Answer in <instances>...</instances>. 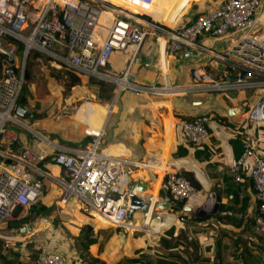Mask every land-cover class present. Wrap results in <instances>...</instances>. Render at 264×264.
<instances>
[{
  "label": "crops",
  "instance_id": "crops-1",
  "mask_svg": "<svg viewBox=\"0 0 264 264\" xmlns=\"http://www.w3.org/2000/svg\"><path fill=\"white\" fill-rule=\"evenodd\" d=\"M112 1L113 16L130 17L133 13H139L137 16L147 19L151 16L153 21L174 26L190 21L199 11L217 6L224 0H151L144 5L135 0ZM137 16L134 15L136 19ZM259 17L264 20V9L259 11ZM110 18L111 13L106 11L103 22ZM149 34L136 50L132 61L133 45L114 50L109 59V69L120 74L130 64V76L140 83L162 84L166 80L178 86L194 82L193 71L198 65L207 71L214 69L207 62V53L186 47L168 55L164 51V38L153 36V32ZM198 41L216 49L226 42L210 36H201ZM27 60L26 67L30 69L27 90L16 103V106L22 105L27 113L20 115L15 109L24 125L17 127L19 139L12 145L14 153L23 146L37 148L38 131L57 135V141H51L61 149H69L88 147L96 138L94 134H101L103 130L98 138L100 149L135 162L124 164L121 170L125 177L142 187L140 193L151 195L157 203L169 198V209L156 214L163 218L166 225L161 233L172 226H175L176 233L181 229L186 230L189 234L186 237L193 242L188 252L201 256L199 264H264V232L255 229L260 214L256 192L246 172H241L243 180L237 181L231 171L233 162L243 151L242 139L245 136H249L253 147L264 156V121L245 124L243 120L246 106L254 100V91L137 95L122 90L114 92L115 102L111 111V105L104 107L101 102L87 101L68 120L62 115L58 117L61 109L75 96L86 92L82 87H92L91 93L95 95L97 85L90 81V77L68 72L46 56H30ZM202 114L209 118L206 123L209 139L192 143L183 135L181 123ZM56 116L58 118L53 119ZM97 120L100 126L95 131ZM40 166L47 173L33 174L36 178H44L39 200L47 205L54 204L65 212L60 222L70 240L79 234L82 225L89 223L97 234V240L88 249L96 257L105 256L117 242L125 243L124 249L128 251L146 246L148 233H145L146 236L129 235L120 230L123 233L121 236L114 226L103 225L94 216L83 212L78 203L71 200L62 202L58 179L67 176L64 169L50 161ZM170 171L188 173L197 185H194V198L183 207L185 215H178L183 217L182 220L175 213L171 214L175 198L164 184V177ZM209 191L214 193L213 197L208 196ZM201 204L204 207H200ZM16 214L13 212L11 218H17ZM152 221V218L137 215L129 230L148 228ZM41 226L46 224L40 222L37 229L31 227L29 232H37L43 228ZM106 228L112 229L106 232ZM99 230L102 232L97 233ZM113 230L115 232L110 234ZM151 231L152 225L146 232ZM24 238L25 234L22 240ZM23 244L18 243L14 246L17 249L9 250L6 255L7 250L2 249L0 254L4 257L0 256V261L29 264L24 261V255L31 258V253L24 249ZM118 245L121 246L120 243ZM181 246L183 244H179ZM73 248L77 254L74 241Z\"/></svg>",
  "mask_w": 264,
  "mask_h": 264
},
{
  "label": "built area",
  "instance_id": "built-area-1",
  "mask_svg": "<svg viewBox=\"0 0 264 264\" xmlns=\"http://www.w3.org/2000/svg\"><path fill=\"white\" fill-rule=\"evenodd\" d=\"M143 5L151 0H136ZM261 0H224L217 6L199 11L193 19L174 26L156 27L134 16H113V7L105 0H0V224L40 195L41 181L34 173L46 174L40 164L60 165L66 177L59 178L61 200L74 201L92 216L99 215L109 224L129 229L128 178L121 168L135 162L105 153L99 136L88 147L61 149L41 132H36L37 148L23 146L17 153L12 145L19 139L18 126L24 125L15 113L24 83L27 56L37 51L60 67L115 85V92L128 90L137 95H172L184 92L254 91V100L243 112L245 124L264 121V24L259 19ZM111 13L103 22L102 12ZM159 29H158V28ZM155 30L164 38V51L173 55L190 48L208 54V64L194 68V82L186 86L144 84L130 76V64L122 73L108 67L116 49L134 45V58L146 35ZM201 36L224 39L219 49L199 42ZM21 48V57L18 48ZM208 65V66H209ZM206 114L184 120L181 128L192 143L209 139ZM243 151L231 171L237 181L246 172L259 201L260 214L255 229L264 232V156L253 147L249 136L242 139ZM122 173V174H121ZM169 194L184 201L194 198L196 188L181 172L170 171L164 177ZM209 197L214 193L209 191ZM152 205L157 204L156 198ZM150 203V205H151ZM200 207H204L201 204ZM144 215V213H142ZM141 215V216H142ZM148 228L139 230L148 231ZM0 237L7 236L0 232ZM33 264H71L56 249L38 253Z\"/></svg>",
  "mask_w": 264,
  "mask_h": 264
},
{
  "label": "rangeland",
  "instance_id": "rangeland-1",
  "mask_svg": "<svg viewBox=\"0 0 264 264\" xmlns=\"http://www.w3.org/2000/svg\"><path fill=\"white\" fill-rule=\"evenodd\" d=\"M261 1H262V3L260 4V9H259L260 12L264 9V0H261ZM105 2H106V5H109V6L113 7V1L112 0H105ZM259 11H258V13H259ZM135 14L137 16L139 13H135ZM135 14L133 13L132 15L134 16ZM137 17L144 19L142 21H144V22L146 21V22H148V25H151V26H154V27H156L154 24H156V25L158 24V26L159 25H162V26L166 25L165 23L156 22V21L151 20L152 19L151 16H150L149 19H147L146 17H141V16H137ZM263 21L261 20V22H263ZM153 33H154L153 36L159 35L158 31L155 30V29H154ZM147 35H151V34H147ZM33 52H35V51H31L29 56H32ZM17 54H18V56L21 57V48L20 47L18 48V53ZM66 71H68V70H66ZM68 72H71V71H68ZM82 88L85 89V91L87 93L86 92L85 93L81 92V94H83V95L75 96L68 105H66L65 107H63L61 109L58 117L62 115L63 117H65L68 120L71 119V115H73V114L75 115L77 113L78 108L83 103H85L87 101H89V102L97 101V102H101V103L105 102L107 104H102L104 107H109L112 103L115 102V101L113 102V98L115 97L114 94L111 96V98L109 100L104 101L103 99H99L96 96V94L93 95L91 93V90H93L92 87H86V88L82 87ZM58 117L56 116L53 119L56 120V118H58ZM38 132H40V131H38ZM42 134H44V133L42 132ZM51 134L52 135H50V134L49 135L48 134H44V135L47 138H49L50 140L54 139V140L57 141V137H56L57 135H55L53 133H51ZM72 202H74V201H72ZM59 209L60 208H58V207H56L54 205V209L49 215L38 216L33 221H31V222H29V223H27L26 225L23 226V227H26V229L22 230L21 229L22 227H21L19 230H16V231H13V232L9 231L6 228L7 222L9 221L8 219L11 218V216H9L7 221H5V222L0 224V232L2 234H5V233L9 232V233H7L5 235H7L9 237L12 236L11 238H8L9 239L8 240V244H7L8 246H10V245L17 246L18 243H21V242L24 243L23 244V246L25 247L24 249L27 252L29 251L31 253V258H26L25 255H24V259H25L24 261L29 262V264H32V262L36 259L38 253L42 252L43 250H47V249H56V250L60 251L61 253H63L65 255V257L67 259L70 260L71 264H86L82 260L79 259V256H78L79 254L78 253L77 254L74 253L75 250L73 248V241L75 242L76 240L75 239L74 240H70L69 235L66 233V231L63 230V227L61 225L60 220L64 216L65 212L62 210L63 213L60 214ZM65 210L68 212L67 209H65ZM172 210H173V212L171 214L175 213L174 215H177V216L178 215H185V213H186V210L183 207L178 208L176 210H174L172 208ZM154 211H156V213H159V214L165 213V212H163L165 210H161V209H158V208H154ZM15 212L17 213L16 217H21V216H23V215L28 213V207L18 208V209H16ZM85 212L88 213L89 215H91L89 212H87V211H85ZM171 214H168V216H172ZM59 215H61V217ZM137 215L141 216L142 214H139V213L135 214V218L133 219L134 221L136 220ZM178 217H180V216H178ZM180 219H181V217H180ZM62 220H63V218H62ZM40 222L45 223L46 226H41L43 228L38 230L37 232H34V231H32L34 233L29 232V230L32 229L31 227L36 228L37 226H39ZM29 224L31 225V227L29 226ZM103 225H109V224H103ZM151 225H152V223H151ZM110 226H111V224H110ZM110 226H108V227H110ZM165 226L166 225H163V227L162 226L160 227L159 225H156L155 227H158L156 229V231L152 230L151 232H146L144 230H138V229H133V230L127 229V232H128L129 235H134L136 233H143L146 236L147 234H145V233H148V237L146 238V242L149 245H146L141 250L128 251V250L124 249V244L125 243L117 242L116 245H118L120 243L121 246L118 245V247H117L115 245V247H114L115 249L112 246L111 247L112 249H108L109 252L106 251L107 254H105V256L102 255V257L100 259L102 261H104L106 264H138L137 262L129 261L130 258H140L141 259L140 261H142V262L143 261L146 262V260L149 259L150 262L149 261L148 262L150 264H158V263H156V259H158L160 257H163V258L170 257V256L167 255L166 248L161 246L159 244V241H158L160 235L164 232L163 231L161 233L162 229ZM111 227H113V225ZM116 227L114 226L113 228H116ZM106 229H107L106 232H109V230L112 229V228H110V229L106 228ZM116 229H118L116 232H118V234H121V236H123V233L120 232V230L123 231L122 228L121 227H117ZM188 230H189V228H188ZM60 231L62 233H60ZM113 232H115V231H111L110 234L113 233ZM24 234H25V238L22 240V235H24ZM27 234H29V235L26 236ZM158 234H159V236H157ZM187 235H189V234H187V231L184 230V229L183 230L181 229V230H178V232L176 233V238L180 237L182 240L187 242V244H190V246H193L191 238H189V237L188 238H184V236L186 237ZM0 239L4 241L7 238L6 237H0ZM173 240L174 239L172 238V241ZM184 245L185 244H183V246L177 248V250L182 251L181 252V254L183 253L182 257L185 258V259L186 258H190V264H199L200 260H201V256L195 255V254H191V256H190V253L185 251L186 246H184ZM145 254H146L147 257L145 256ZM141 255H143V256H141ZM182 264H184V263L182 262Z\"/></svg>",
  "mask_w": 264,
  "mask_h": 264
},
{
  "label": "trees",
  "instance_id": "trees-1",
  "mask_svg": "<svg viewBox=\"0 0 264 264\" xmlns=\"http://www.w3.org/2000/svg\"><path fill=\"white\" fill-rule=\"evenodd\" d=\"M30 53H29V55H30ZM29 55L27 56V59H28V57H30ZM36 55L43 56V54H41L37 51L33 52L32 56H36ZM1 58H2V55L0 54V69H1ZM27 59H26V62L28 61ZM26 66L27 65H25V69H24V83H23V87H22V91H21V94L19 96V99H21L22 93H25L27 90L26 82L28 81V77H29L28 72L30 71V69H27ZM208 70H210V69H208ZM90 81L97 85L96 96L99 99H103L104 101H107L111 98V96L115 92V85L112 83L97 80V79H94L92 77H90ZM103 104H107V103L103 102ZM183 174L190 180V182L193 185H196V183H194V181H192L190 179V177L188 176V173L183 172ZM37 179H39L41 181V183L44 185V178L43 177H37ZM41 189H42V187H41ZM41 192L42 191H40V194H41ZM39 197H40V195H39ZM39 197L34 202H32L28 206H26V207H28V213L27 214H25L21 217H17V218H9V217H8L9 219L7 218L9 221L7 222L6 228L9 231L13 232V231L19 230L21 227H23L27 223L33 221L36 217L49 215L53 211L54 205L45 204L43 201L39 200ZM183 202L184 201L181 199H178V200L175 199L174 204H173V209L176 210L178 208L184 207ZM59 212H60V214L63 213V211L61 209H59ZM83 212H85V211H83ZM86 214L89 215L88 213H86ZM89 216H92V215H89ZM7 219H5V221H7ZM182 219H183V217L181 216V220ZM152 220H153L152 230L156 231V229L158 228V227H155L156 225L163 227V225H164L163 221L164 220L160 215H156L155 217L152 218ZM116 228H115V230H116ZM100 232H102V230L97 231V233H100ZM142 234L143 233H136L134 235H142ZM172 238L174 239L173 241H172ZM184 238H187V237L184 236ZM74 239L76 240L75 244H76L77 251L79 253V259L80 260H82L86 264H106L99 257H96L93 254H91L89 249H88L89 245L93 242H96V240H97V234L94 232L91 224L85 223L84 225H82L79 234H77V236H74ZM158 241H159V244L161 246L166 248L167 255L170 257H168V258L160 257V258L156 259V263H158V264H182V262H183L184 264H190V258H186V259L183 258L181 251L177 250V248L179 247V244H185L184 245V246H186L185 251L188 252L190 244H187V242L182 240L180 237L176 238L175 226H172V227H170V229H167L166 231H164L160 235ZM146 245H149V244L147 243ZM2 249L7 250V251H5V254H4V255H6L9 250H16L17 248L14 247L13 245L8 246V245H6L5 240L4 241L1 240L0 241V251H2ZM137 250H141V249H136V251ZM0 256L4 257L2 254H0ZM141 256H143V255H141ZM145 256H146V254H145ZM10 258H12V257H10ZM140 260H141L140 258H130L129 259V261L137 262L138 264H150L149 259H147L146 262H144V261L142 262ZM3 263L11 264V263H8L7 261H5ZM3 263L0 261V264H3Z\"/></svg>",
  "mask_w": 264,
  "mask_h": 264
},
{
  "label": "water",
  "instance_id": "water-1",
  "mask_svg": "<svg viewBox=\"0 0 264 264\" xmlns=\"http://www.w3.org/2000/svg\"><path fill=\"white\" fill-rule=\"evenodd\" d=\"M115 101V98L113 99V102ZM16 111L20 115H26L27 111H25L24 107L22 105L16 106ZM108 117V116H107ZM107 119V118H106ZM142 187L134 183L133 181L129 180L127 181V189H128V196H129V205H128V213L127 218L133 219L136 213L142 214L146 213L150 206V195H142L140 193ZM170 203L169 198H165V202L163 203H157L155 204V208L161 209V210H167L169 209ZM156 211L152 212V217L156 216ZM26 227H22L21 229L24 230ZM124 232H127V229L122 228Z\"/></svg>",
  "mask_w": 264,
  "mask_h": 264
},
{
  "label": "bare ground",
  "instance_id": "bare-ground-1",
  "mask_svg": "<svg viewBox=\"0 0 264 264\" xmlns=\"http://www.w3.org/2000/svg\"><path fill=\"white\" fill-rule=\"evenodd\" d=\"M106 17V11H104V12H102V20L104 19ZM259 19H260V17H259ZM130 46V45H129ZM133 47H134V45H133ZM164 60H165V56H164ZM113 103L111 104V106L109 107V109H110V111H111V109H113ZM110 111H109V113H110ZM108 113V114H109ZM108 116V115H107ZM107 118V117H106ZM106 120V119H105ZM105 122V121H104ZM98 126H100V121L99 120H97L96 121V124H95V131L97 130V127ZM62 201V200H61ZM63 202V201H62ZM153 203V202H152ZM152 203H151V205L149 206V209H148V211L146 212V213H144V216L145 217H148V218H153L152 217V212L154 211V208H155V204L156 203H154V205H152ZM136 214H138V213H136ZM94 218H96L98 221H100L101 223H103V224H109V222L108 221H106V220H104V219H102L101 217H99V215H97V214H94ZM134 218H135V216H134ZM139 230V229H138Z\"/></svg>",
  "mask_w": 264,
  "mask_h": 264
}]
</instances>
